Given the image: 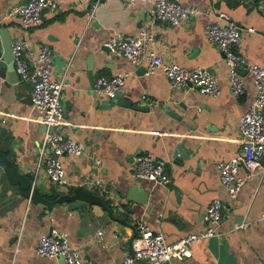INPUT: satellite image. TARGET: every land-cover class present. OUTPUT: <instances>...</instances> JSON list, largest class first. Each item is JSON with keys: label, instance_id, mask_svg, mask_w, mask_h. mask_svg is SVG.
Wrapping results in <instances>:
<instances>
[{"label": "crops", "instance_id": "crops-1", "mask_svg": "<svg viewBox=\"0 0 264 264\" xmlns=\"http://www.w3.org/2000/svg\"><path fill=\"white\" fill-rule=\"evenodd\" d=\"M23 1L0 0V27L7 28L11 40H24L33 53L41 43L51 47V74L59 77L64 71L67 81L61 93L63 118L56 128L82 141L84 151L61 156L65 183L51 181L42 168L33 177L43 121L29 102L27 85L15 78L11 66L0 69V156L9 153L11 161L0 172V264H56L58 257L35 252L38 235L51 227L66 232L82 256L115 264L130 251L138 219L172 241L205 227L202 215L215 195L222 200L216 226L222 233L192 241L187 253L172 256V264H264V176L254 172L230 197L215 166L218 158L240 150L238 117L253 97L254 83L243 67L244 89L231 94L225 62L204 33L206 21L218 10L241 25H253L255 30H243L234 48L264 64V0H179L206 8L210 15L200 12L175 24L156 21L157 53L183 65L207 66L220 87L216 96L189 84L171 86L160 68L140 71L141 64L103 49L112 33L133 32L148 22L145 2L124 6L120 0H98L92 7V0H59L57 11H43L42 19L25 29L16 14H6ZM119 70L128 71L122 96L147 108L109 101L93 91L97 74ZM176 144L187 150L186 158L172 154ZM142 152L165 159L167 183L132 175L134 157ZM245 170L241 164L237 173ZM17 174L31 179L30 189L19 187L13 178ZM94 178L102 185L94 186ZM73 199L79 200L77 206L67 207ZM240 220L245 223L231 227Z\"/></svg>", "mask_w": 264, "mask_h": 264}, {"label": "built area", "instance_id": "built-area-1", "mask_svg": "<svg viewBox=\"0 0 264 264\" xmlns=\"http://www.w3.org/2000/svg\"><path fill=\"white\" fill-rule=\"evenodd\" d=\"M97 1L92 0V7ZM138 1L149 5L148 22L133 32L117 31L109 35L103 41L109 51L122 54L135 64H143L145 72L160 68L171 86L189 84L200 92L218 95L220 87L216 76L207 66L198 64L187 66L165 60L154 47L157 39L156 21L175 24L190 19L200 12L210 15V10L197 5H185L179 0H120L124 6H132ZM58 3L59 0H25L9 7L6 14H16L21 27L26 29L42 19V8L48 12H55ZM260 8L264 16V2L260 4ZM91 15L92 11L88 20ZM243 30L253 31L255 28L253 25H241L221 10L214 12L204 25L206 38L218 47L225 62L231 94L238 96L244 89L241 74L243 67L250 71L255 87L252 99L238 117L239 152L215 161L220 185L230 197L236 194L243 181L251 177L254 172L264 176V113L262 111L264 64L249 60L234 48ZM10 46L17 78L27 85L29 102L36 108L38 118L46 124L35 161L33 177L42 168L51 181L59 184L65 183L66 177L61 156L64 154L80 155L84 151L83 142L79 139L66 135L57 128L52 130L47 128L49 125L55 126L63 118L65 108L61 93L67 83L65 72L63 71L59 77L52 76V50L47 43L39 44L35 53L28 49L24 40L19 38L10 40ZM127 73V70H119L111 74H97L94 77L92 89L96 94L102 93L111 97L122 89ZM98 160L95 159V161ZM241 164L246 170L243 174H238L237 170ZM131 173L136 177L162 184L170 179L165 159L155 157L149 152L135 155ZM92 182L94 186L102 185L99 178H94ZM221 214L222 200L215 195L210 198L202 215L206 221L205 227L198 231L183 233L172 241L166 240L162 231L153 229L138 219L135 234L130 240V251L115 264H133L140 260L145 261V264H172V256L187 253L192 241L203 236L222 233L216 229ZM260 217H264V212L260 214ZM244 223L245 220H240L234 222L231 227H239ZM101 232V229L97 230L98 234ZM35 252L58 257L56 264H102L97 259L82 256L78 246L68 243L66 232H59L54 227L38 235Z\"/></svg>", "mask_w": 264, "mask_h": 264}, {"label": "water", "instance_id": "water-1", "mask_svg": "<svg viewBox=\"0 0 264 264\" xmlns=\"http://www.w3.org/2000/svg\"><path fill=\"white\" fill-rule=\"evenodd\" d=\"M45 11V8H42L41 12ZM10 35L8 33V30L5 26H1L0 27V69H4L6 70V67H12V74H14L15 78H17V74L14 71L13 68V63H12V53H11V46H10ZM103 49H105L106 51H109L107 45L103 44ZM90 65H88V70H90ZM139 70L140 71H145V67L143 64H141V66H139ZM90 72V71H89ZM10 74V78L11 80H15V78L13 79V75ZM109 101H117L118 103L124 104V105H131L133 107H139V108H147V106L145 104H138L135 102L130 101L129 99H125V97L122 96V91L119 90L117 91L113 96L109 97ZM163 104V103H161ZM169 115L173 116V117H177L178 118V114L175 113V111L169 107L166 108L165 110ZM44 129L46 128V124L43 123ZM48 130H52L56 128L55 126L49 125ZM172 154L175 155L176 159L178 158H186L188 156L187 150H183L180 144H176L175 147L172 150ZM9 156L10 154H6L4 156H0V172L4 171L5 169H8L11 166V161L9 160ZM14 170V167L12 168ZM10 174V173H9ZM14 180L20 184V186H24L26 185V190L30 189L31 187V179L25 175V174H17L15 177H13ZM24 187L22 188V190L24 191ZM51 188L53 189V186H51ZM29 192H27L28 194ZM79 200L78 199H73L71 201H69L67 204V207H74L77 206Z\"/></svg>", "mask_w": 264, "mask_h": 264}]
</instances>
